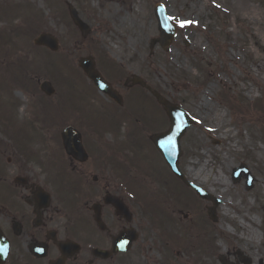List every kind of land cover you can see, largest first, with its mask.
Here are the masks:
<instances>
[{"label": "rangeland", "instance_id": "rangeland-1", "mask_svg": "<svg viewBox=\"0 0 264 264\" xmlns=\"http://www.w3.org/2000/svg\"><path fill=\"white\" fill-rule=\"evenodd\" d=\"M157 3L176 27L165 49L151 45L159 37ZM69 5L89 27L85 36L72 23ZM126 13L131 20L143 16L129 28L137 35L130 46L115 29ZM40 32L59 41L61 53L51 63L45 51L33 45ZM63 53L69 56L67 65ZM87 56L122 96L121 110L70 72L69 67L77 70L79 58ZM5 57L11 64L4 68ZM21 69L37 89L39 81H49L54 95L41 96L20 79ZM12 73L18 79L11 81ZM117 73L119 78L114 77ZM133 75L189 115L191 125L179 142L178 165L186 181L218 199L214 222L206 212L210 202L174 179L148 143H138L136 129L148 139L165 131L169 123L147 90L131 82L124 85ZM225 91L244 101V115L243 109L232 111L223 101ZM258 100L264 102L261 0H0V144L9 145V170L20 165L22 154L35 156L40 162L29 166L46 172L49 191L57 187L56 177L48 172L57 170L58 126H49L52 107L79 129L84 143L89 142L92 120L105 116L110 125L113 115H130L121 117L117 134L108 131L98 139L105 142L106 152H110L107 146L121 149L117 162L142 180L129 190L122 185L119 190L132 213L129 224L138 233L129 252L122 255V264H221L222 260L243 264L246 259L248 264H264V120L258 119ZM199 103L212 104L213 113H200ZM219 113L222 124L214 118ZM2 124L9 128L1 129ZM199 124L209 127L210 134ZM196 162L203 170L200 178L189 175ZM239 165L254 178L249 190L243 176L237 181L231 178ZM70 178L65 175L61 186ZM155 191L162 197V210L150 209L142 200L150 194L154 201Z\"/></svg>", "mask_w": 264, "mask_h": 264}, {"label": "flooded vegetation", "instance_id": "flooded-vegetation-1", "mask_svg": "<svg viewBox=\"0 0 264 264\" xmlns=\"http://www.w3.org/2000/svg\"><path fill=\"white\" fill-rule=\"evenodd\" d=\"M60 132L58 156L66 168L53 171L59 180L50 191L46 172L29 166L39 161L18 159L9 170V145L0 144V264H122L121 253L93 254L109 250L129 227L111 204L123 201L112 154L94 136L85 146L88 160L77 162L64 153ZM65 175L71 178L62 187Z\"/></svg>", "mask_w": 264, "mask_h": 264}, {"label": "water", "instance_id": "water-1", "mask_svg": "<svg viewBox=\"0 0 264 264\" xmlns=\"http://www.w3.org/2000/svg\"><path fill=\"white\" fill-rule=\"evenodd\" d=\"M155 14L158 18V27L160 31V38L158 40H153L152 44L158 42L162 48H165L172 40L175 29L170 26L167 18L165 17L162 7L158 6L155 10ZM69 15L75 25L80 29L82 35H86L88 32L87 25L78 17L77 11L73 7H69ZM35 45L45 46L49 50L55 52L58 49L57 40L47 33L40 34L37 38L34 39ZM79 67L82 69L84 74L93 82V84L103 93L109 95L113 98L118 104H122L121 99L118 97L117 93L114 92L110 85L101 77V75L94 68V61L90 58H82L79 60ZM136 81H139L141 85H144L139 79L136 78ZM149 90V87L145 86ZM40 90L44 92L47 96H51L54 93V89L51 84L47 81H44L40 84ZM152 95L156 98L157 102L163 106L169 120L170 128L169 131L154 135L151 137L155 147L158 149L169 169L174 175L180 179H184L178 168V158L180 156L179 149V140L186 128L190 125V121L187 118L185 112L178 106L168 104L165 99L159 96L157 93L151 91ZM62 141L65 151L68 155L74 156L79 161H85L87 155L81 144L80 134L72 127H67L62 133ZM244 175L246 179V189L251 188V183L253 182V177H251L249 171L244 165L239 166L233 170V179L238 180L241 178V175ZM190 188H192L201 199L211 201L212 206L207 209V214L210 220L215 221V209L219 204V201L214 199L211 195L207 194L200 188L185 182ZM116 207L117 213L124 214L129 220V214L120 202L113 203ZM137 235L135 231L128 230L125 233H121L115 240L113 248L114 252L117 251H127L133 241H135ZM247 261L245 262V264Z\"/></svg>", "mask_w": 264, "mask_h": 264}, {"label": "bare ground", "instance_id": "bare-ground-1", "mask_svg": "<svg viewBox=\"0 0 264 264\" xmlns=\"http://www.w3.org/2000/svg\"><path fill=\"white\" fill-rule=\"evenodd\" d=\"M138 20L142 21L143 20V16L136 18L135 20H131L128 18V15L126 13V16H120L118 18V29L115 28L116 30L121 31L123 37L125 38L126 44L128 46H130L133 42H135L137 40V35L134 31H130V27L137 22ZM151 33H153V30H150ZM198 109L200 110V113H207L208 116L211 115V113H213V105L210 103H199L198 104ZM198 112V113H199ZM214 118L218 119L219 124H222L223 121V115L222 114H214ZM199 129L203 132L209 133L210 134V128L207 126H204L202 124H199ZM228 132L227 129L223 130V134H226ZM194 165L191 166V170L189 172V175L195 177V178H200L203 175V170L202 167L199 163H193ZM206 176V175H205ZM206 180H208V176H206ZM214 183L218 184V181H214Z\"/></svg>", "mask_w": 264, "mask_h": 264}, {"label": "trees", "instance_id": "trees-1", "mask_svg": "<svg viewBox=\"0 0 264 264\" xmlns=\"http://www.w3.org/2000/svg\"><path fill=\"white\" fill-rule=\"evenodd\" d=\"M264 3V0H261ZM222 97L225 98L228 103L230 104L231 108L245 111V105L243 102L237 98L230 95L229 91H225V93L222 94ZM258 105L264 110V102L259 101ZM244 106V107H243Z\"/></svg>", "mask_w": 264, "mask_h": 264}]
</instances>
